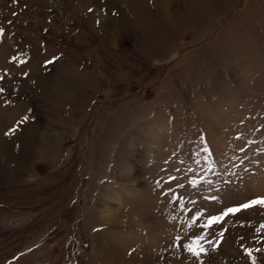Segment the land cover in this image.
Segmentation results:
<instances>
[{
    "label": "rangeland",
    "instance_id": "1",
    "mask_svg": "<svg viewBox=\"0 0 264 264\" xmlns=\"http://www.w3.org/2000/svg\"><path fill=\"white\" fill-rule=\"evenodd\" d=\"M208 3L0 0V264H264V0Z\"/></svg>",
    "mask_w": 264,
    "mask_h": 264
},
{
    "label": "snow or ice",
    "instance_id": "2",
    "mask_svg": "<svg viewBox=\"0 0 264 264\" xmlns=\"http://www.w3.org/2000/svg\"><path fill=\"white\" fill-rule=\"evenodd\" d=\"M15 131V130H13ZM252 204H264V199L261 200H257V201H253ZM251 205H244V208L250 207ZM239 209H229V212H234V211H238ZM216 219V218H214Z\"/></svg>",
    "mask_w": 264,
    "mask_h": 264
},
{
    "label": "bare ground",
    "instance_id": "3",
    "mask_svg": "<svg viewBox=\"0 0 264 264\" xmlns=\"http://www.w3.org/2000/svg\"><path fill=\"white\" fill-rule=\"evenodd\" d=\"M200 1V0H199ZM208 2H210V0H201V4L203 5V6H206V4L208 5L209 3ZM214 3V2H213ZM3 165V164H2ZM1 166V165H0ZM262 187V186H261ZM119 249H120V246H119ZM116 251V250H115ZM119 253V252H118ZM114 254V253H113ZM122 254V253H121ZM114 258H115V262H119V258H121L119 255L117 256L116 254L114 255Z\"/></svg>",
    "mask_w": 264,
    "mask_h": 264
}]
</instances>
